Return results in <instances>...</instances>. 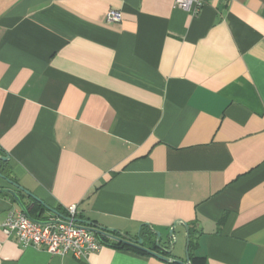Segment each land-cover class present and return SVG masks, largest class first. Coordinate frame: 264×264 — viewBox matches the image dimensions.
<instances>
[{"label": "crops", "instance_id": "1", "mask_svg": "<svg viewBox=\"0 0 264 264\" xmlns=\"http://www.w3.org/2000/svg\"><path fill=\"white\" fill-rule=\"evenodd\" d=\"M0 155L1 174L57 211L42 221L75 206L146 248L147 225L165 247L176 236L167 260L23 247L2 231L19 207L1 190L42 206L0 178V264H177L183 223L203 264H264V0L196 15L174 0H0Z\"/></svg>", "mask_w": 264, "mask_h": 264}, {"label": "built area", "instance_id": "2", "mask_svg": "<svg viewBox=\"0 0 264 264\" xmlns=\"http://www.w3.org/2000/svg\"><path fill=\"white\" fill-rule=\"evenodd\" d=\"M209 0H174L176 8L196 15ZM109 22H119L121 12L110 9L106 13ZM76 207L67 209L65 217L51 220L46 224L32 221L20 209H10L1 224L5 235H13L18 243L23 246L43 248L54 255L72 254L76 259L87 257L90 253L103 247L99 234L87 225L78 223Z\"/></svg>", "mask_w": 264, "mask_h": 264}, {"label": "water", "instance_id": "3", "mask_svg": "<svg viewBox=\"0 0 264 264\" xmlns=\"http://www.w3.org/2000/svg\"><path fill=\"white\" fill-rule=\"evenodd\" d=\"M9 157L7 155H0V160L3 162L8 161ZM0 178L1 179H5L11 186L23 191L26 195L30 196L31 198H33L35 201H37L39 204H41L42 208H39L40 210L37 212L36 215H33L31 213L32 209L31 206H26L24 204V202L22 201L21 197L12 189L7 188V189H2L1 191L4 193L9 194L14 203L19 207V209L26 214L32 221L39 223V224H46L49 221H42L40 219H38L37 217L41 216L42 211L45 209L47 211L53 212V213H57L56 210L50 208L49 206L45 205L44 203H42L41 201H39L37 198H35L31 193L27 192L26 190L22 189L20 186H18L16 183H14L13 181L9 180L5 175L0 173ZM35 216V217H34ZM76 222L78 223H82L87 225L91 230H93L94 232H96L97 234H107L109 236H112L109 234V232H116L118 233L121 237L118 236H112L114 239L120 240L122 242H124L127 245L133 246L135 248L144 250L160 259L163 260H167V258L163 255V253L166 254H171L173 247L176 243V236L173 233V228H170L169 232H168V238H169V242H168V246L165 247L164 245H162L161 243V233L155 229H153L152 227H150V225H147V227L150 229L151 233L155 236L154 238V242L153 245L151 246V248L155 247L156 249H158L160 252H156L155 250L151 249V248H146L144 245H148L147 242H145V240L140 237L139 233L136 236V238H131L126 234H123L115 229L112 228H104L102 226H99L93 222L90 221H83V220H79V219H75ZM183 225L185 226L186 229V246H185V259L184 261L181 260H176L175 262L177 264H191L190 259H189V255H188V241H189V234H188V227L186 223H183ZM140 232V231H139Z\"/></svg>", "mask_w": 264, "mask_h": 264}, {"label": "trees", "instance_id": "4", "mask_svg": "<svg viewBox=\"0 0 264 264\" xmlns=\"http://www.w3.org/2000/svg\"><path fill=\"white\" fill-rule=\"evenodd\" d=\"M110 235L112 236H115L117 235L116 232H109ZM188 234H189V241H188V255H189V259H190V262L191 264H203V261L204 259L202 257H198L195 255L194 251L196 249V246H197V241L196 239L194 238L193 236V233H191V229L189 228L188 229ZM101 242L105 245H111L113 247H116V248H122V247H127V248H132V249H136L135 247L133 246H130V245H127L125 244L124 242L120 241V240H117V239H114L112 236H109L107 234H99L98 235ZM109 239L112 240L111 243H109ZM153 250H157L158 252H160L158 249H156L155 247L151 248ZM142 252V250H141ZM144 252V251H143ZM163 255H166V253H163ZM168 255V254H167Z\"/></svg>", "mask_w": 264, "mask_h": 264}, {"label": "rangeland", "instance_id": "5", "mask_svg": "<svg viewBox=\"0 0 264 264\" xmlns=\"http://www.w3.org/2000/svg\"><path fill=\"white\" fill-rule=\"evenodd\" d=\"M185 246H186V244H185L184 247H183V248H184V249H183V250H184V254H185Z\"/></svg>", "mask_w": 264, "mask_h": 264}]
</instances>
